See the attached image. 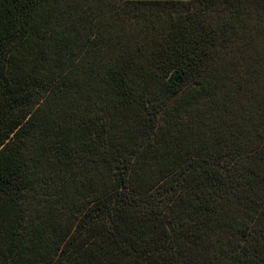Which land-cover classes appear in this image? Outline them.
Wrapping results in <instances>:
<instances>
[{
	"label": "trees",
	"instance_id": "1",
	"mask_svg": "<svg viewBox=\"0 0 264 264\" xmlns=\"http://www.w3.org/2000/svg\"><path fill=\"white\" fill-rule=\"evenodd\" d=\"M0 264H264V0H0Z\"/></svg>",
	"mask_w": 264,
	"mask_h": 264
}]
</instances>
